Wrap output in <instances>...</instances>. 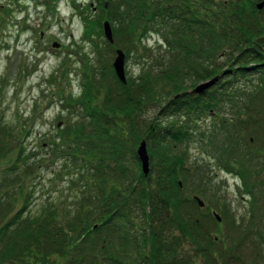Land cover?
Returning <instances> with one entry per match:
<instances>
[{"label":"trees","instance_id":"trees-1","mask_svg":"<svg viewBox=\"0 0 264 264\" xmlns=\"http://www.w3.org/2000/svg\"><path fill=\"white\" fill-rule=\"evenodd\" d=\"M93 1L96 7L91 1L81 13L87 14L83 36L100 39L95 52L108 71L102 75L107 83L99 86L96 76L84 75L78 104L91 129L79 125L50 141L57 146L62 138V146L73 151L69 155L79 159L80 178L92 184L84 186L89 197L59 210L49 204L34 211L31 193L20 185L16 201L0 195V264H237L233 250L218 248L219 239L206 226L217 225L212 215L205 222L187 210L196 202L184 192L199 168L188 167L186 149L199 139L223 155L218 163L241 181L251 218L260 224L264 7L257 6L264 0ZM104 20L112 24L114 45L104 38ZM154 35L165 51L149 48ZM116 48L124 49L126 62L136 55L141 67L126 85L105 59ZM216 78L205 92L193 93ZM8 135L0 121V162L9 152ZM142 141L148 176L137 156ZM25 159L20 149L3 169L1 192L16 184L13 167ZM199 186L206 187L204 177Z\"/></svg>","mask_w":264,"mask_h":264},{"label":"rangeland","instance_id":"rangeland-1","mask_svg":"<svg viewBox=\"0 0 264 264\" xmlns=\"http://www.w3.org/2000/svg\"><path fill=\"white\" fill-rule=\"evenodd\" d=\"M91 1L95 8L93 0H0V121L9 133V152L0 162V178L20 149L27 157L25 162L13 167L16 184L13 188L7 186L0 195L5 198L9 194L16 201L15 198H20V185L24 194L31 193L30 210L37 211L49 204L59 210L76 205L90 194L92 184L80 178V161L69 155L73 151L62 146V138L56 140L57 146L50 141L60 134L69 135L79 125L91 129L78 104L84 75L96 76L99 86L107 83L102 75L108 71H102L95 52V44H101L100 39L94 35L90 41L83 36V20L87 14L81 13ZM3 9L9 10L10 15L6 16L4 12L8 11ZM105 21L108 20L102 23ZM157 39L154 35L147 41L149 48L155 53L165 51ZM54 43L60 44L56 50L52 48ZM115 56L105 59L113 64ZM135 56L131 55L126 62L127 80L140 74L141 67ZM153 115L154 112L149 113ZM262 139H258L259 144L263 143ZM186 150L188 167L199 169L196 174V169H192L197 177L188 183L184 196L193 200L198 196L205 203L204 208L197 202L188 203L189 214L205 222V216L212 215L217 225L209 222L206 226L219 239L218 248L223 244L226 250H233L234 258L237 257L234 262L264 264V217L255 218H260V224L251 218L249 199L243 194L241 181L224 169L226 163H218L217 157L223 155L212 145L199 144L198 139ZM203 177L205 188L199 186ZM85 183L89 187L84 191ZM214 213L221 217L220 222Z\"/></svg>","mask_w":264,"mask_h":264},{"label":"water","instance_id":"water-1","mask_svg":"<svg viewBox=\"0 0 264 264\" xmlns=\"http://www.w3.org/2000/svg\"><path fill=\"white\" fill-rule=\"evenodd\" d=\"M257 7L259 10H261L264 7V1L261 2L260 4H258ZM103 31H104V36H105L106 40L110 44L113 45L115 42L114 41V34H113L112 26H111L109 21L104 22ZM53 47L59 48L60 45L57 43H54ZM125 63H126L125 53L122 50H117L116 58L113 62V68H114V71H115V74H116L118 80L124 85L127 84ZM216 80H217V78L214 79L213 81L201 83L200 85L197 86L196 89L193 90V93L201 94V93L205 92L211 86V84H213ZM137 156L140 160V163L142 166V171H143L144 175L148 176V174L150 173V159H149V154H148V150H147V144L145 141H142L141 144L139 145V147L137 148ZM194 200L198 203L200 208L205 207V203L200 197L195 196ZM214 215H215L216 219L220 222L221 217L216 213H214Z\"/></svg>","mask_w":264,"mask_h":264}]
</instances>
